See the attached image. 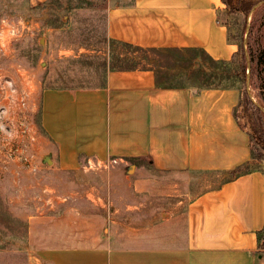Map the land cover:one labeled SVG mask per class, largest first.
<instances>
[{
  "label": "crops",
  "instance_id": "crops-1",
  "mask_svg": "<svg viewBox=\"0 0 264 264\" xmlns=\"http://www.w3.org/2000/svg\"><path fill=\"white\" fill-rule=\"evenodd\" d=\"M49 1L28 3L37 7ZM112 1L108 0L106 15L110 40L166 50L179 62L178 55L184 58L196 50L217 61L231 60L238 50L218 17L222 0ZM197 67L196 59L188 63L184 59L181 64L168 62L160 68L109 69L100 86L46 88L40 105L44 133L40 139L61 170H77L86 163L106 165L114 158L138 161L136 169L148 166L150 172L164 176L177 173L189 177L198 169L229 171L243 165L251 160V147L248 141L247 156L244 144L249 135L234 114L239 100L228 108L230 90L198 89L170 81L174 80L171 74L168 78L174 69L178 76L190 77ZM206 156L209 163L203 164ZM156 178L127 177L132 195L125 203V220L118 217V208L112 218V222L125 221V232L113 241L72 245L63 239L59 244V236L45 235L46 246L41 248L45 261L264 264L260 246L263 170L222 179L186 201H172L174 195L166 190L171 189V182ZM33 227L35 233L42 230Z\"/></svg>",
  "mask_w": 264,
  "mask_h": 264
},
{
  "label": "rangeland",
  "instance_id": "rangeland-1",
  "mask_svg": "<svg viewBox=\"0 0 264 264\" xmlns=\"http://www.w3.org/2000/svg\"><path fill=\"white\" fill-rule=\"evenodd\" d=\"M242 2L248 12H224L223 3L220 16L235 29L245 25V38L248 33L255 49L264 47V0ZM108 5V0H51L32 7L28 0H0V264H48L41 253L45 235L59 236V244L63 239L72 245L113 241L125 232V221L112 222V218L118 208V217L125 220V203L132 195L127 177L170 181L171 189L166 190L174 195L172 201H186L230 177L222 169H198L189 177L164 176L150 172L148 166L136 169L138 161L122 158L106 165L59 169L40 139L44 135L40 105L46 88L95 87L104 84L109 69L160 68L163 63L196 59L198 67L190 77L178 76L175 67L168 74L174 79L170 81L198 89L230 90L228 108L240 99L242 83L235 76V65L212 62L202 53L178 55L179 62L169 52L148 53L110 40L106 33ZM256 85L250 79L251 96L264 106ZM248 141L247 137V156ZM202 160L209 163L208 156ZM260 164L264 171V161ZM34 225L41 232L35 233ZM260 246L264 254V229Z\"/></svg>",
  "mask_w": 264,
  "mask_h": 264
},
{
  "label": "trees",
  "instance_id": "trees-1",
  "mask_svg": "<svg viewBox=\"0 0 264 264\" xmlns=\"http://www.w3.org/2000/svg\"><path fill=\"white\" fill-rule=\"evenodd\" d=\"M226 5L224 12L233 13L238 11L248 12L243 5V0L233 2L232 0H222ZM221 9V8H220ZM218 17L223 24L228 28V39L230 42L238 45V50L231 60H214L213 58L207 56L201 50H196L197 53L204 54L212 62H219L226 65H235L236 72L235 76H238L241 81V94L239 102L235 108L234 114L240 128L245 130L249 135L250 147H251V160L243 165L237 166L234 169L228 171L230 174L229 179L239 176L241 174L247 173L249 171L260 169V163L264 161V114L262 108L253 100L247 89V71H248V61L251 65V79L253 82H257V87L260 91L262 98H264V47H255L250 43L248 36L245 38L246 26L240 27L236 26L237 29L233 28V25L227 20H223L220 16V10L218 12ZM237 25V24H236ZM249 40V41H248ZM116 42V41H114ZM124 45H129L122 43ZM136 50H141L144 52L160 51L165 52L166 50H156V49H146L137 46H133ZM247 53L249 60L247 58ZM259 103V102H258ZM263 106V105H262ZM264 107V106H263Z\"/></svg>",
  "mask_w": 264,
  "mask_h": 264
},
{
  "label": "water",
  "instance_id": "water-1",
  "mask_svg": "<svg viewBox=\"0 0 264 264\" xmlns=\"http://www.w3.org/2000/svg\"><path fill=\"white\" fill-rule=\"evenodd\" d=\"M247 36H248V33H247ZM246 36V37H247ZM247 58H248V60H249V56H248V53H247ZM248 71H247V89H248V91H249V93H250V95H251V92H250V86H249V82H250V79H251V65H250V61H248ZM253 100L262 108V110L264 111V107L260 104V103H258L254 98H253ZM49 163H52V160L50 159V158H47L46 159Z\"/></svg>",
  "mask_w": 264,
  "mask_h": 264
},
{
  "label": "built area",
  "instance_id": "built-area-1",
  "mask_svg": "<svg viewBox=\"0 0 264 264\" xmlns=\"http://www.w3.org/2000/svg\"><path fill=\"white\" fill-rule=\"evenodd\" d=\"M110 162L116 163V162H117V158L112 159ZM110 162H109V163H110ZM91 165H92V163H88V164L85 165V168H86V167H89V166H91Z\"/></svg>",
  "mask_w": 264,
  "mask_h": 264
}]
</instances>
